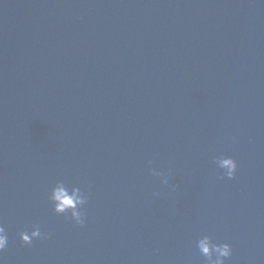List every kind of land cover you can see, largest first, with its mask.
I'll list each match as a JSON object with an SVG mask.
<instances>
[{
	"label": "water",
	"instance_id": "1",
	"mask_svg": "<svg viewBox=\"0 0 264 264\" xmlns=\"http://www.w3.org/2000/svg\"><path fill=\"white\" fill-rule=\"evenodd\" d=\"M0 226V264H264V0H0Z\"/></svg>",
	"mask_w": 264,
	"mask_h": 264
},
{
	"label": "clouds",
	"instance_id": "2",
	"mask_svg": "<svg viewBox=\"0 0 264 264\" xmlns=\"http://www.w3.org/2000/svg\"><path fill=\"white\" fill-rule=\"evenodd\" d=\"M235 139V138H233ZM151 161H148L150 174L157 177L160 183L175 189V185L169 184L170 173L159 171L151 167ZM216 166L222 170L221 178L227 177L232 179L235 177L238 163L232 156H217L214 159ZM53 211L57 215L65 216L75 225L83 227L86 222L84 212L85 205L89 201V193L82 191L80 187L67 186L62 180L57 181L52 187L48 197ZM51 233L42 232L39 225H33L32 229L24 230L19 233V239L22 244L31 245L33 240H47ZM8 246V235L3 226H0V253H3ZM196 247L202 257L204 264H226L233 254L232 245L230 243H218L213 240L210 235H203L196 241Z\"/></svg>",
	"mask_w": 264,
	"mask_h": 264
}]
</instances>
